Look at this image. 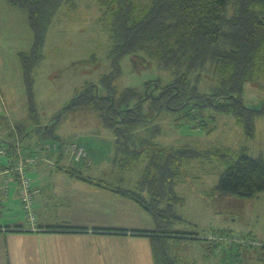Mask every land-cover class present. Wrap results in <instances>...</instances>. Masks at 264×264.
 <instances>
[{
    "label": "trees",
    "instance_id": "trees-1",
    "mask_svg": "<svg viewBox=\"0 0 264 264\" xmlns=\"http://www.w3.org/2000/svg\"><path fill=\"white\" fill-rule=\"evenodd\" d=\"M77 1L6 0L10 6L25 12L33 33L31 50L19 54L31 112L35 111L32 107L31 76L41 56L47 31L61 6L69 12L76 7ZM96 2L99 20L105 26L112 45L111 71L98 83H87L53 117L50 125L44 129L35 127L32 131L38 134L37 142L54 138L59 120L72 111L95 112L101 125L114 135L112 164L119 169L120 180H130L129 186L112 187L104 181L77 176L78 165L89 166L92 163L85 147L75 142H50L55 145L58 161H65L64 165L55 164L62 165L59 167L72 177L134 202L152 217L154 231L132 230L130 233L150 237L153 264H190L181 263L170 250L172 240L182 239L206 241L214 247L229 243L228 248L234 250L233 255L244 254L264 264V241L250 239L245 242L244 237H240V241L232 240L234 236L225 231L200 235L173 229L174 224L182 220L177 208L184 204V199L176 193L174 185L184 163L215 157L225 165L215 186L216 192L219 195L253 197L264 191V160L248 156L244 149L223 152L221 149L200 151L185 145L164 148L156 142L161 128L155 123L164 113L181 111L183 115L179 119H194L202 109L212 108L232 115L247 138L254 135L255 118L264 108L247 107L242 94L245 84L262 88L260 83L264 80V0ZM125 55H132L136 60L144 55L157 67L168 71L171 81L166 85L159 80L147 81L146 92L142 95L133 88L117 89L114 83L121 74L119 60ZM99 88L103 93H99ZM144 104L149 109L148 113L143 112ZM174 120L177 122L178 118ZM200 121L202 123L197 124L200 128L206 125L203 118ZM30 132L17 125L11 135L18 133L22 140ZM13 137L6 138L7 146L3 149L15 151L16 163L26 156L16 152ZM78 150L81 155L76 157ZM29 166H25L26 174ZM128 174L131 177H127ZM29 181L35 213L38 190L34 189L30 178ZM19 187L18 184V190ZM19 201L21 203L20 198ZM21 207L26 219L22 203ZM31 227L38 229L36 214L35 225ZM53 230L84 232L87 229L62 225L51 227ZM94 230L118 234L128 232L123 228Z\"/></svg>",
    "mask_w": 264,
    "mask_h": 264
},
{
    "label": "rangeland",
    "instance_id": "rangeland-1",
    "mask_svg": "<svg viewBox=\"0 0 264 264\" xmlns=\"http://www.w3.org/2000/svg\"><path fill=\"white\" fill-rule=\"evenodd\" d=\"M99 16L96 0H78L76 7L69 12L61 6L47 31L41 56L32 72V107L35 111L31 112L19 54L31 50L33 33L25 12L10 6L6 0H0V100L4 107L0 114V145L6 148V138L14 135H11L13 127L23 126L24 131H31V134H26L20 142L22 156L27 154V149L43 150L32 155L36 162L27 170L30 179L37 167L45 171L44 178H40L37 184L39 189L50 195L57 191L75 200L80 198L84 203H97L99 211L105 214L107 204L114 200L118 209L113 216L114 224L104 227L149 229L150 215L136 205L131 207V213L123 215L128 213L127 208H120L118 201L110 197L109 193L92 196L85 182L65 175L55 167L57 157L55 150H49L54 145L50 142L79 141L93 155L89 156L91 165L77 166V176L104 181L112 187L129 186L130 180H120L119 169L112 166L114 135L101 125L95 112L72 111L59 120L54 138L43 139L39 143L38 134L32 131L35 127L44 129L50 125L53 117L87 83H98L103 75L111 71L112 45ZM119 67L121 74L114 83L117 89L133 88L141 95L146 92L147 81L159 80L162 85H166L172 79L168 71L157 67L144 55L138 60L132 55H125L119 60ZM260 84L262 88L245 84L242 97L247 107L264 108V80ZM99 93H103L102 88H99ZM145 104L143 112L148 113ZM199 112L200 115L196 113L194 119H179L183 115L181 111L160 115L155 121L161 128L156 142L164 148L185 145L200 151L244 149L248 156L264 160V111L255 118L254 135L251 138L245 136L242 126L237 124L232 115L216 112L212 108H204ZM176 118L177 122L174 120ZM202 118L206 125L200 128L197 124L202 123ZM31 140L36 145H30ZM32 156H26L23 161ZM224 167V162L215 157L197 158L183 164L174 185L176 193L184 199V204L177 208L182 220L177 221L173 229L200 235L225 231L234 236L232 240L240 241V237H244L245 242L250 239L264 241V191L253 197L219 195L215 186ZM57 174H63L62 179ZM114 198H117L116 195ZM64 210L66 214L71 213L70 209ZM22 212L24 214L23 209ZM75 212L84 214L89 211L82 207ZM127 216H131L129 222ZM228 244L220 243L214 247L206 241L172 240L170 250L181 263L259 264L244 254L233 255L234 250H230ZM81 259L84 260L83 255ZM144 264H152L148 248Z\"/></svg>",
    "mask_w": 264,
    "mask_h": 264
},
{
    "label": "crops",
    "instance_id": "crops-1",
    "mask_svg": "<svg viewBox=\"0 0 264 264\" xmlns=\"http://www.w3.org/2000/svg\"><path fill=\"white\" fill-rule=\"evenodd\" d=\"M2 105L3 101L0 100V114L4 108ZM13 136L12 141L17 146L16 152L19 155H23L19 134L15 133ZM61 142L74 143L75 141L63 142L61 140ZM75 143L82 145L79 141ZM30 145L34 146L36 143L32 141ZM84 147L89 156L93 155L89 148ZM0 149L4 151L0 155V167L7 168L14 164L16 161L15 151L9 152L6 149ZM41 149L39 150L43 152ZM27 151L31 155L27 152L24 156H32L40 152L32 151L31 149H27ZM55 157H57V154ZM56 162L62 165L65 163L64 160L58 161V159ZM62 165L55 167L61 173L67 175L59 167ZM30 167L33 166H29L28 170ZM32 173L33 187L38 190L35 202L36 226L38 229H32L24 217L17 193L18 183L11 181L5 192L3 181L0 178V264H144L147 257V248L148 256L152 259L153 264L150 237L130 233L132 230L154 231L155 223L151 216V220L148 219L149 229H127L124 227L123 229L126 228L128 230L124 234L95 231V228L115 229L104 227L114 224L113 216L118 210L114 200L107 204V213L105 214L104 211H99L97 203H84L80 198L75 200L73 197L62 195L57 191L51 195L49 192L46 194L45 191L37 187V184L40 183V178H44L45 171L43 168L37 167ZM57 175L62 179L63 174ZM85 184L88 185L87 187L89 188L86 189L92 196H97L99 193L102 195L109 193L110 197L118 201L120 208H127L128 213L123 215L131 213L132 206L136 205L139 207L134 202L125 200V198L123 199L118 195H116L117 198H114L115 194L113 193L96 188L86 182ZM82 207L89 212L77 214L75 211ZM64 209H67V211L70 209L72 215H70L71 213L66 214L63 212L66 211ZM139 209L141 208L139 207ZM130 217H126L128 222ZM62 225L81 227L87 230L84 232L51 231V227ZM82 255L84 260L81 259Z\"/></svg>",
    "mask_w": 264,
    "mask_h": 264
},
{
    "label": "built area",
    "instance_id": "built-area-1",
    "mask_svg": "<svg viewBox=\"0 0 264 264\" xmlns=\"http://www.w3.org/2000/svg\"><path fill=\"white\" fill-rule=\"evenodd\" d=\"M49 150H55V145H52ZM3 153L4 151L0 149V155ZM80 155L81 151L78 150L76 157H79ZM35 162V158H28L24 161L22 159L19 160L12 168L0 167V178L3 181L5 192L11 181H17L20 185L18 195L25 210L26 220L30 225H35V213L33 209L31 184L29 178L27 177L25 166L33 165Z\"/></svg>",
    "mask_w": 264,
    "mask_h": 264
}]
</instances>
